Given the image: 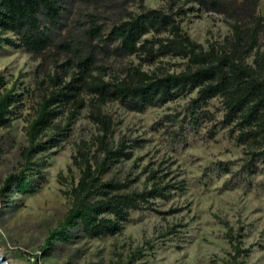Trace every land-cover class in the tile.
I'll return each mask as SVG.
<instances>
[{
    "label": "trees",
    "instance_id": "trees-1",
    "mask_svg": "<svg viewBox=\"0 0 264 264\" xmlns=\"http://www.w3.org/2000/svg\"><path fill=\"white\" fill-rule=\"evenodd\" d=\"M260 1L165 0L158 9L141 2L137 12L125 10L107 36L91 15L88 34L99 44L82 53L72 43H54L65 10L62 0H0V51L10 47L43 59L51 48L74 54L64 61L50 54L51 67L41 63L34 69L32 85L37 101L26 127L28 147L21 152L22 169L7 177L0 196L12 187V194L31 191L36 174H41L33 158L52 147L45 146L43 138H65L82 111L88 110L87 118L99 132L90 144L82 142L77 148L73 165L80 176L68 193L70 209L44 243L41 255L68 245L76 236L74 230L89 239L115 236L134 211L151 210L164 216L180 212H161L155 206L156 201L168 202L184 189L183 182L168 180L170 171L163 174L161 168L145 167L142 190L132 189L136 181L129 178L106 179L113 167L133 159L136 144L126 136L116 139V122L104 111L109 104L144 113L188 98L184 118L167 114L156 123L157 130H164L175 144L190 137L214 141L226 131L242 148V155L217 161L213 169H205L204 177L229 176L226 188H257L264 194V182L256 185L253 181L264 176V17L258 13ZM202 12L220 15L230 34L207 47L196 42L183 23ZM98 54L129 59V64L120 70L100 61ZM178 67L182 69H175ZM4 73L0 72V129H9L24 97L16 93L17 81L6 87ZM213 100H220L221 105L211 112L208 108ZM204 124L208 125L202 134ZM219 220L227 229L225 237L231 247L225 264H245L252 248L244 247V228L235 229ZM179 227L165 229L160 237L176 235ZM145 246L155 248L150 241ZM146 249L137 248L119 264H135L146 257Z\"/></svg>",
    "mask_w": 264,
    "mask_h": 264
},
{
    "label": "rangeland",
    "instance_id": "rangeland-1",
    "mask_svg": "<svg viewBox=\"0 0 264 264\" xmlns=\"http://www.w3.org/2000/svg\"><path fill=\"white\" fill-rule=\"evenodd\" d=\"M62 2L65 6L62 26L55 32L54 43H72L82 53L90 52L99 44L97 38L88 34L92 26L91 15L107 36L112 26L124 17L125 10L137 12L141 2L150 9L165 5V0ZM258 13L264 17V0L260 1ZM183 27L204 47L210 42L222 41L230 34L222 17L209 12L191 15ZM48 54L43 59L10 47L0 51V72L5 71L6 87L10 88L17 81L16 93L24 97L12 127L0 129V188L10 174L22 169L21 152L28 147L26 127L37 101L32 85L34 69L41 63L51 67L50 54L60 61L74 56L55 48ZM98 57L120 70L129 64V59L105 58L101 54ZM187 102L188 98L179 99L144 113L129 112L117 103L104 108L116 122V139L126 136L136 143L133 159L113 167L106 179L129 178L136 181L132 183V189L142 190L147 177L145 167L161 168L163 174L170 171L168 180L183 182L184 189L177 191L168 202L156 201L155 206L161 212L180 209L179 213L164 216L151 210L134 211L130 222L125 223L115 236L89 239L74 230L76 236L68 245L47 256L41 255L44 243L52 231L59 228L70 209L68 193L80 176L79 169L73 165L77 148L82 142L90 144L99 134L87 118L88 110H84L65 138L59 140L61 138L50 135L43 138L45 146L52 147L33 158L41 174H36L31 191L12 194V187L0 196V255L11 264H119L137 248L146 249L145 242L150 241L155 248L146 249V257L135 264H225L231 247L225 237L227 229L219 220L222 219L235 229L244 228V247L252 248L245 264H264V194L257 188H226L229 176L204 177L205 169H213L217 161L241 157L242 148L228 137L226 131H221L214 141L190 137L175 144L164 130H157L156 123L167 114H178L183 119ZM220 105V100H213L208 110L214 112ZM218 118L221 119L222 114ZM207 125L201 129L202 134ZM253 181L258 185L264 182V176L255 177ZM9 198L12 202L7 204ZM175 225L180 226L176 235L160 237L162 231Z\"/></svg>",
    "mask_w": 264,
    "mask_h": 264
},
{
    "label": "water",
    "instance_id": "water-1",
    "mask_svg": "<svg viewBox=\"0 0 264 264\" xmlns=\"http://www.w3.org/2000/svg\"><path fill=\"white\" fill-rule=\"evenodd\" d=\"M0 264H11V263L7 261L3 256L0 255Z\"/></svg>",
    "mask_w": 264,
    "mask_h": 264
}]
</instances>
